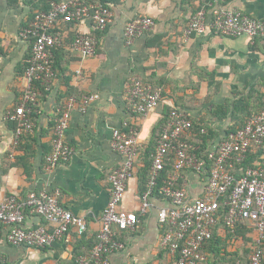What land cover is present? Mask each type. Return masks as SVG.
Here are the masks:
<instances>
[{"label": "crops", "instance_id": "1", "mask_svg": "<svg viewBox=\"0 0 264 264\" xmlns=\"http://www.w3.org/2000/svg\"><path fill=\"white\" fill-rule=\"evenodd\" d=\"M69 1L0 0V203L11 196L23 199L30 192L58 190L60 204L73 216L83 218L85 231L79 235L71 226L60 240L37 248L10 245L5 241L8 227L0 225V264H76L78 256L89 254L98 242L101 217L109 201V175L122 162L111 148L114 131L136 139V158L120 209L137 214L138 223L133 230L115 229V239L123 248L107 254L106 260L109 264H173L174 256L161 245L165 228L158 219L159 211L170 208V202L153 197L147 213L139 210L141 179L150 176L151 157L169 113L176 110L203 127L204 133L214 132L217 144L233 123L247 121L264 110V36L231 38L207 28L202 34L185 37L184 30L197 11L203 9L209 21L217 6L264 21V0H224L211 7L208 0L114 2L107 6L112 18L103 30L90 18L60 19L50 31L57 41L51 49L55 77L45 86V94L36 99L32 133L14 145L15 124L7 115L21 102V72L32 49V39L23 37L22 32L35 13L52 3ZM145 16L153 20V29L128 44L126 24ZM82 34L96 41L90 57H82L71 47L74 38ZM134 78L161 90L157 107L145 115L132 113L128 106L127 91ZM84 96L95 98L84 113L76 108L70 111L64 133L71 158L50 169L45 157L52 149L58 109H63L69 98L79 101ZM239 99L242 107L235 117L233 104ZM223 109L229 110L227 116L217 118ZM184 137L195 140L196 134L192 131ZM252 154L254 164L264 167V150ZM163 170L170 175L172 162ZM206 181L204 175L185 170L179 185L192 201L203 196ZM22 226L53 228L30 213ZM213 230L214 242L204 252L202 264L248 262L255 230H240L235 235L221 226Z\"/></svg>", "mask_w": 264, "mask_h": 264}, {"label": "built area", "instance_id": "2", "mask_svg": "<svg viewBox=\"0 0 264 264\" xmlns=\"http://www.w3.org/2000/svg\"><path fill=\"white\" fill-rule=\"evenodd\" d=\"M93 0L89 3L80 0L52 3L50 9L34 14L22 36L32 39L31 56L23 76L24 86L20 104L7 115V120L15 124V144L19 137L31 134L33 122L30 113L39 95L36 83L47 86L55 77L51 65V49L57 45L50 34L60 19L79 21L90 18L99 30L111 23L112 12L102 3ZM122 3L125 0H114ZM224 0H208L209 7L219 5ZM154 22L150 17H137L129 21L124 28V38L130 44L136 37L150 32ZM210 28L215 34L224 37H248L254 39L264 36V21L257 20L239 11L222 10L217 6L207 21L203 9L197 11L184 30V36L202 34ZM96 41L89 35H77L71 47L82 57L94 54ZM94 96H84L79 101L69 98L63 109H58L53 128L51 152L45 157L48 168L53 169L71 158V149L64 141V133L69 124L70 111L78 109L84 113ZM161 100V90L133 79L127 91V102L132 113L145 115L154 110ZM192 132V122L183 113L172 110L169 121L157 141L151 157L150 176L146 191L140 196V213H147L150 196L159 174L168 161L172 162V173L168 177L163 195L171 204L161 209L158 219L165 232L161 245L175 256L173 264H198L203 260L201 254L206 241L212 237L211 228L216 224L221 205L227 207L223 218L225 225L233 229L237 223L248 222L256 232L255 246L249 256L248 264H264V169L247 168L234 170V164L241 162L248 150L264 144V110L248 118L246 123L233 133H229L212 148L206 151L211 162L209 175L204 186L203 196L190 201L185 188L178 186L182 172L191 170L196 174L203 171L205 161L195 155L196 148L186 142L184 135ZM204 133V130H201ZM111 148L118 153L122 162L108 178L110 197L101 217V227L97 234V244L88 255L77 257L76 264H109L106 255L121 250L123 245L115 239V229L133 230L138 216L133 212L120 209L126 193V182L131 175L136 158V139L114 131ZM59 191L30 192L25 198L11 196L0 203V225L8 227L5 241L10 245L44 248L60 240L73 226L81 235L85 231L83 218L73 216L58 200ZM27 213L40 216L53 225L26 229L22 226ZM238 264V263H237Z\"/></svg>", "mask_w": 264, "mask_h": 264}, {"label": "trees", "instance_id": "3", "mask_svg": "<svg viewBox=\"0 0 264 264\" xmlns=\"http://www.w3.org/2000/svg\"><path fill=\"white\" fill-rule=\"evenodd\" d=\"M114 2H115L114 0H103V1H102V3H103L105 6H108L109 3H114ZM49 9H50V8H48V9H44V10H40V12H41V11H42V12H45V11H48ZM30 56H31V54H30ZM30 56H29V58H28V61H29V59H30ZM53 63H54V60H53V57H52V58H51V65H52V68H53V71H54V65H53ZM27 67H28V63L26 62V65H25L24 69H22L21 77L24 76V72H25V70H26ZM36 87H37V91H38L39 94H40V93H41V95H44V94H45V92H46V91H44V89H45V85H42L40 82H37V83H36ZM241 101H242V99H239V100H237L236 102H234V104H233V107H234V108H233V113H232V115H235L236 113H238V112L240 111V109H241L240 106L242 107V102H241ZM33 109H34V107L32 108L31 113H30V119L33 117ZM228 112H229L228 109H223V111L221 112L223 115H217L216 117H217V118H220V116H222V118H223V117L225 118V117L227 116ZM235 117H236V115H235ZM234 122H235V121H234ZM245 123H246V121H243V120H240L239 123H235V124L233 123V126H231V128H229V130L226 132V136H227L229 133H233V132H235L237 129L241 128ZM234 125H235V126H234ZM236 125H238V126H236ZM201 130H203V127H199L198 125H194V124H192V131L196 134L195 140H189V139H186L185 137H183V139L185 138L184 140H185L186 142H188L189 144L191 143V145L194 146V147L196 148V150L194 151L195 155L201 157V158L205 161V165H204L203 171H202V173H200V174H198V175H204L205 177H208V175H209V171H210L211 162L207 160L206 151H207L209 148H211V144H212V145L215 144L214 142H215V140H216V139H215L216 136H215L214 132H212V131H210V130H207V132H206V133H203V134L201 133ZM14 132H15V128H14ZM28 135H30V134H24V135L20 136L17 145L20 144V142L22 141V139H23L25 136H28ZM223 139H224V138H222V139H220V140H223ZM212 142H213V143H212ZM253 147H254V146H253ZM253 147H251V148L248 150V152H247L246 155H245V158H244L241 162L236 163V162L233 161V160L231 161V162L234 164V170H235V171L238 172V171H241V170H245V169H247V168H252V169L263 168V169H264V167L261 166V165H255L253 159L250 158L251 156H253L252 152L254 153V151H256V152H260V151H261V153H262L263 150H264V144H263V146H261L260 148H257V147H254V148H253ZM252 149H253V151H252ZM171 173H172V172L170 171L169 174L171 175ZM170 175H168V173H166L164 170L160 172L159 177H158V179H157V181H156L154 187L152 188V192H151L150 199H152L153 197H156V198H159V199H161V200H166V198H165L164 195H163V188L166 186V182H167L168 177H169ZM142 177H143V178L141 179L142 182H141V186H140V196H141V195L146 191V189H147V183H148L149 175H148V177H147L146 180H145V176H144V175H143ZM178 186H181V185L178 184ZM226 212H227V207L221 205V206L219 207V210H218V216H219V218H218L216 224L211 228L212 237H211L210 240H208V241L205 242V244H204V246H203V249H202V252H201V254H202V256H203V260L200 261L198 264H202V263L206 260L205 255H204V252H206L208 249H210V246L212 247V245H213V242H214V237H213V236H214V235H213L214 230H213V229H214L215 227H217V226H219V227H220V226H221V227H224V228L228 229L227 232L230 231L231 234H233V235L237 234V232H239L240 230L243 231V233H245L246 230H247V228H249V225H250V228H251V229H249V230H250V231H251V230H254V227H252V225H251L250 223H248V222H245L244 224H242V223H237L233 229L228 228V227L225 225L224 221H223V218H224ZM26 213H27V212H26ZM249 230H247V232H250ZM243 235H244V234H243ZM231 236H232V235H231ZM94 246H95V245H92L91 248H93ZM254 246H255V242H254ZM254 246H253V247H254ZM261 248L264 249V243H263V245H262ZM88 252H89V250H88L87 252H85V254H87ZM211 252L214 253V252H215L214 249L211 248ZM263 252H264V250H263ZM82 254H84V253H82ZM214 254H215V253H214ZM176 256H177V255H175L174 258H175ZM236 262H237V261H235V262L232 263V264H236ZM248 262H249V260H248ZM248 262L245 263V264H248ZM239 264H243V263L239 261Z\"/></svg>", "mask_w": 264, "mask_h": 264}]
</instances>
